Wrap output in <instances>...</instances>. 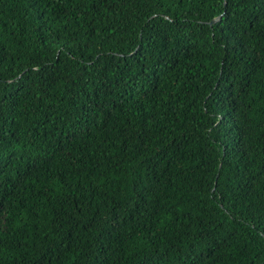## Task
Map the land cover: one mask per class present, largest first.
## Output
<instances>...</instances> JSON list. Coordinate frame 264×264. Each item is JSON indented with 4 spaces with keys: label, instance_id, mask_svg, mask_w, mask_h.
I'll return each instance as SVG.
<instances>
[{
    "label": "trees",
    "instance_id": "trees-1",
    "mask_svg": "<svg viewBox=\"0 0 264 264\" xmlns=\"http://www.w3.org/2000/svg\"><path fill=\"white\" fill-rule=\"evenodd\" d=\"M0 264H264V0H0Z\"/></svg>",
    "mask_w": 264,
    "mask_h": 264
},
{
    "label": "water",
    "instance_id": "water-1",
    "mask_svg": "<svg viewBox=\"0 0 264 264\" xmlns=\"http://www.w3.org/2000/svg\"><path fill=\"white\" fill-rule=\"evenodd\" d=\"M217 18H219V17H216L215 19H217ZM215 19H213V20L211 21V23H212L213 21H215Z\"/></svg>",
    "mask_w": 264,
    "mask_h": 264
}]
</instances>
